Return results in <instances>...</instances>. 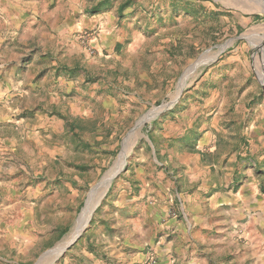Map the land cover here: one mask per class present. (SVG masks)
<instances>
[{
	"label": "rangeland",
	"instance_id": "obj_1",
	"mask_svg": "<svg viewBox=\"0 0 264 264\" xmlns=\"http://www.w3.org/2000/svg\"><path fill=\"white\" fill-rule=\"evenodd\" d=\"M6 1L0 6L22 9L18 33L31 24L54 37L40 36L39 51L30 38L10 40L0 60V202H22L19 214L36 206L46 217L55 211L47 195L62 188L78 194L79 204L63 238L23 264L45 253L39 264L61 262L67 250L55 258L51 250L75 230L89 190L133 130L131 150L87 228L113 188H142L135 169L142 156L159 160L154 141L161 133L185 130L190 145L207 131L222 153H231L236 139L246 161L264 159V49L254 50L264 36L260 0H110L105 13L92 11L100 0ZM2 19L0 11V26L12 24ZM89 31L92 53L79 39ZM4 245L0 264H22Z\"/></svg>",
	"mask_w": 264,
	"mask_h": 264
},
{
	"label": "crops",
	"instance_id": "obj_2",
	"mask_svg": "<svg viewBox=\"0 0 264 264\" xmlns=\"http://www.w3.org/2000/svg\"><path fill=\"white\" fill-rule=\"evenodd\" d=\"M0 11L12 23L0 26V60L10 40L30 38L39 51L40 36L54 37L40 35L31 24L18 33L24 21L20 6L1 5ZM41 49L46 55L48 49ZM184 132L161 133L154 141L159 160L142 156L135 169L133 181L142 188H113L112 199L59 264H264L263 157L246 161L236 139L231 153H222L220 140L207 131L190 146ZM53 201L55 211L46 217L36 206L19 214L15 209H23L22 202H0V256H7L4 244L10 243L9 251L27 263L63 238L78 194L55 189L47 195V203ZM174 207L177 215L171 216Z\"/></svg>",
	"mask_w": 264,
	"mask_h": 264
},
{
	"label": "bare ground",
	"instance_id": "obj_3",
	"mask_svg": "<svg viewBox=\"0 0 264 264\" xmlns=\"http://www.w3.org/2000/svg\"><path fill=\"white\" fill-rule=\"evenodd\" d=\"M260 10L264 12L263 4H262ZM261 40H262V44H261L262 46L257 47L258 45H256L254 47L255 52L264 49V36L261 38ZM215 56H216V54L213 55L212 58H214ZM160 110L161 109L156 108L154 110H151V112L145 114L138 121L137 127H140L145 121H150L153 118V115H155L156 112L158 113ZM134 134H135V130L131 131L129 133V135L127 136V138L123 141V144H122L123 148H122V151L119 154L118 160L116 161L114 166L109 171H107L105 173V175L103 176L99 186H97V188H99V189H98L97 193L95 194V196H93V197H91V198H89L87 200L85 209L82 210V212L80 213V215L78 217L79 220H78V223H77V226H76L75 230L70 234V236L67 239H65L64 242H62L61 245H59L60 247L54 249L53 251L51 250L50 254L53 255V258H55L62 251V249L65 248L69 242H71L73 237L75 235H77L79 233V231H81L82 227L85 226V224L89 220L90 215H91V211L93 210L94 206L98 203L100 197L102 196V194L104 193V191L106 190L108 185L111 183V181H112L113 177L115 176V174L118 171H120V169L122 168V166L124 164V161H125V158L127 157L128 153L131 150V146L134 143V139H133ZM47 263L48 262L46 260L43 262V264H47Z\"/></svg>",
	"mask_w": 264,
	"mask_h": 264
},
{
	"label": "water",
	"instance_id": "obj_4",
	"mask_svg": "<svg viewBox=\"0 0 264 264\" xmlns=\"http://www.w3.org/2000/svg\"><path fill=\"white\" fill-rule=\"evenodd\" d=\"M260 2H261V4H263V7H264V0H260ZM168 104H166V105H162V106H160L158 109H163V108H165L166 106H167ZM126 138H127V136H126ZM125 138V139H126ZM123 148V147H122ZM122 151V150H121ZM117 175V174H116ZM115 175V176H116ZM114 176V177H115ZM113 177V178H114ZM97 186H99V184L98 185H96V186H94L93 188H91L90 190H89V192H88V194H87V198H86V200H85V202H84V204H83V208H82V210L83 209H85V207H86V202H87V200L89 199V198H91V197H93V196H95V194L97 193V191H98V189L99 188H97ZM108 189V188H107ZM105 195V192L103 193V195H102V197L101 198H103V196ZM100 201H101V199H100ZM100 201L98 202V204L93 208V210L91 211V215H92V213H93V211L97 208V206L99 205V203H100ZM82 210H81V212H82ZM80 212V213H81ZM80 215V214H79ZM91 215H90V217H91ZM79 217V216H78ZM89 221H90V218H89V220L87 221V223H86V225L89 223ZM86 225L81 229V231H79V233L74 237V239L72 240V242H70L65 248H63L62 249V251L60 252V255H62L63 253H64V251L66 250V248H68L71 244H73L76 240H77V238L80 236V234H81V232L86 228ZM46 254L47 253H45V254H43L40 258H39V260L37 261V262H35L34 264H39V262L46 256Z\"/></svg>",
	"mask_w": 264,
	"mask_h": 264
},
{
	"label": "built area",
	"instance_id": "obj_5",
	"mask_svg": "<svg viewBox=\"0 0 264 264\" xmlns=\"http://www.w3.org/2000/svg\"><path fill=\"white\" fill-rule=\"evenodd\" d=\"M92 32L93 31L82 32L81 35L79 36L81 43L83 44V46L85 47V49L87 50L88 53L93 52V48L90 45V41L93 38ZM176 215H177L176 212H172V216H176Z\"/></svg>",
	"mask_w": 264,
	"mask_h": 264
},
{
	"label": "trees",
	"instance_id": "obj_6",
	"mask_svg": "<svg viewBox=\"0 0 264 264\" xmlns=\"http://www.w3.org/2000/svg\"><path fill=\"white\" fill-rule=\"evenodd\" d=\"M110 5H111L110 4V0H100L99 2H97L95 4V6L93 7L92 11L97 13V12H100V11L107 10V9H109ZM125 6H126V4H122L119 7V9H123ZM255 17L258 18L259 16L256 15Z\"/></svg>",
	"mask_w": 264,
	"mask_h": 264
}]
</instances>
